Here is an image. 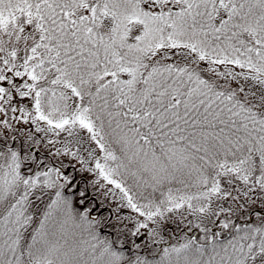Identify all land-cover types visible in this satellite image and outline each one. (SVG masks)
I'll use <instances>...</instances> for the list:
<instances>
[{"label":"snow or ice","instance_id":"snow-or-ice-1","mask_svg":"<svg viewBox=\"0 0 264 264\" xmlns=\"http://www.w3.org/2000/svg\"><path fill=\"white\" fill-rule=\"evenodd\" d=\"M0 264H264V0H0Z\"/></svg>","mask_w":264,"mask_h":264},{"label":"rangeland","instance_id":"rangeland-1","mask_svg":"<svg viewBox=\"0 0 264 264\" xmlns=\"http://www.w3.org/2000/svg\"><path fill=\"white\" fill-rule=\"evenodd\" d=\"M77 174H78V176L83 175V176H84L85 178H87V179H90V178H91L90 174H88V173L81 174V173L77 172ZM90 190H91V189H90ZM253 219H255V218L253 217Z\"/></svg>","mask_w":264,"mask_h":264},{"label":"flooded vegetation","instance_id":"flooded-vegetation-1","mask_svg":"<svg viewBox=\"0 0 264 264\" xmlns=\"http://www.w3.org/2000/svg\"><path fill=\"white\" fill-rule=\"evenodd\" d=\"M80 177L81 176H78V174H77V176H76L77 180H80ZM89 195H91V190H89Z\"/></svg>","mask_w":264,"mask_h":264}]
</instances>
